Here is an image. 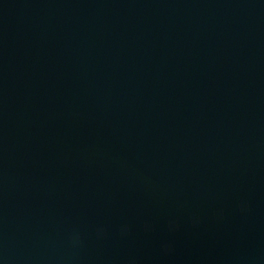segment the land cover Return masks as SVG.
Masks as SVG:
<instances>
[{"label":"water","instance_id":"water-1","mask_svg":"<svg viewBox=\"0 0 264 264\" xmlns=\"http://www.w3.org/2000/svg\"><path fill=\"white\" fill-rule=\"evenodd\" d=\"M0 264H264V0H0Z\"/></svg>","mask_w":264,"mask_h":264}]
</instances>
